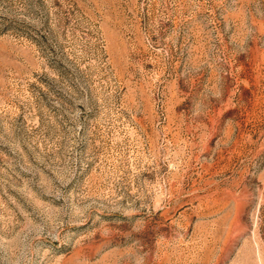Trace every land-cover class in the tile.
<instances>
[{"label":"rangeland","instance_id":"rangeland-1","mask_svg":"<svg viewBox=\"0 0 264 264\" xmlns=\"http://www.w3.org/2000/svg\"><path fill=\"white\" fill-rule=\"evenodd\" d=\"M0 264H264V0H0Z\"/></svg>","mask_w":264,"mask_h":264}]
</instances>
